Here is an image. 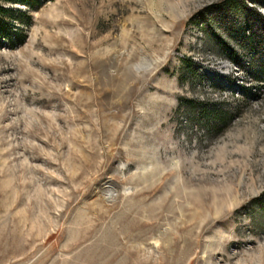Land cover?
Wrapping results in <instances>:
<instances>
[{"label": "rangeland", "instance_id": "obj_1", "mask_svg": "<svg viewBox=\"0 0 264 264\" xmlns=\"http://www.w3.org/2000/svg\"><path fill=\"white\" fill-rule=\"evenodd\" d=\"M0 4V264H264V0Z\"/></svg>", "mask_w": 264, "mask_h": 264}, {"label": "trees", "instance_id": "obj_2", "mask_svg": "<svg viewBox=\"0 0 264 264\" xmlns=\"http://www.w3.org/2000/svg\"><path fill=\"white\" fill-rule=\"evenodd\" d=\"M39 0H0L1 3H17L20 5H25L27 7H32L36 2ZM21 12L17 9H12L10 7H6L0 4V40H5L9 45H13L15 43H19L23 40L24 34L21 32L20 29H17L9 23V20H4L3 17H8L13 21H21L20 16ZM246 47L248 52L252 51L255 48L254 41L250 37L248 38V42L246 43ZM231 51V50H230ZM229 52V51H227ZM230 54L233 52H229ZM264 64V59L259 60V65L262 66ZM263 70V67H262ZM183 104L179 102V104ZM220 121H224L223 119L219 118Z\"/></svg>", "mask_w": 264, "mask_h": 264}]
</instances>
